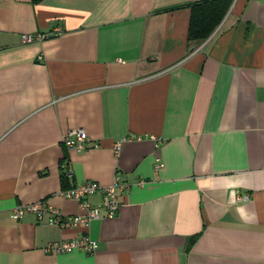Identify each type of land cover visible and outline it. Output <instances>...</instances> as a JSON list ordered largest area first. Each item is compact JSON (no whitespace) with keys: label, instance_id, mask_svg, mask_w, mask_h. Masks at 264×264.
<instances>
[{"label":"crops","instance_id":"0c3cea01","mask_svg":"<svg viewBox=\"0 0 264 264\" xmlns=\"http://www.w3.org/2000/svg\"><path fill=\"white\" fill-rule=\"evenodd\" d=\"M200 1L0 0V264H264V0H232L190 41ZM78 129L89 140L69 150ZM117 173L130 186L112 218L11 216L41 200L82 215L59 192ZM82 235L95 253L44 252Z\"/></svg>","mask_w":264,"mask_h":264},{"label":"built area","instance_id":"2783aa9c","mask_svg":"<svg viewBox=\"0 0 264 264\" xmlns=\"http://www.w3.org/2000/svg\"><path fill=\"white\" fill-rule=\"evenodd\" d=\"M62 33L60 28H56L48 33H39L36 35L22 34L21 39L24 43H31L34 41L44 40L52 36H58ZM89 138L82 129L73 130L64 136L62 142L69 150L81 151L84 149L85 144ZM159 141V139H156ZM120 143H117L116 149L118 150ZM155 168L159 169L163 166L160 158L155 159ZM63 173L66 176L72 175L70 163L65 160L62 163ZM145 181L140 180L137 182L142 186ZM130 184L125 182L120 174H115L111 184L102 186L93 180H87L63 189L59 195L73 199L79 202L80 207L84 210L82 215H65L57 208L49 205L45 200L37 201L31 204H22L15 206L12 210L11 216L14 219H20L25 213L35 214L39 222H46L49 225H56L62 229H73L79 226L88 227L93 220L101 218L114 217L121 208L119 201V192L128 189ZM101 192L103 199L100 205H93L86 202V198ZM249 200V196H240L238 200ZM99 248L97 240L92 239L88 235L77 236L66 240L51 241L44 247V252L53 254L70 253L74 250L83 251L89 254L95 253Z\"/></svg>","mask_w":264,"mask_h":264},{"label":"trees","instance_id":"16d2710c","mask_svg":"<svg viewBox=\"0 0 264 264\" xmlns=\"http://www.w3.org/2000/svg\"><path fill=\"white\" fill-rule=\"evenodd\" d=\"M232 0H203L191 5L188 39L203 41L221 23Z\"/></svg>","mask_w":264,"mask_h":264}]
</instances>
